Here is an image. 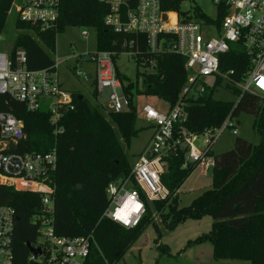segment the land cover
I'll return each instance as SVG.
<instances>
[{
    "label": "trees",
    "instance_id": "obj_1",
    "mask_svg": "<svg viewBox=\"0 0 264 264\" xmlns=\"http://www.w3.org/2000/svg\"><path fill=\"white\" fill-rule=\"evenodd\" d=\"M14 1L0 0V34L5 31ZM186 1L192 0H161V4L163 10L178 13L182 21L195 20L219 26L227 14L223 6L217 9L215 18H210L198 8L191 13L185 12L181 10V4ZM59 13L56 24L48 29L19 20L16 23L21 33L14 45L26 50L31 70L53 66L51 53L56 50L57 35L68 27L94 29L96 51L115 52L116 60L131 50L130 43L133 42L132 49H138L136 69L143 65L144 70L137 71L134 80L118 70L123 92L130 103L128 111L105 112L83 95H78L83 97L82 100L72 95L74 110L60 109L63 132L59 135H54L48 110L30 113L25 105L6 95L0 96V111L14 114L23 123L26 135L17 145L10 146V152L26 154L57 150L53 195L56 234L67 238L92 235L90 254L84 264H116L147 226L156 223L157 217L166 224L167 231H172L187 220L211 216L213 225L210 232L189 241L188 247L210 243L215 260L264 264V98L242 94L238 88L227 84L236 101L216 100L213 94L222 85L218 80L213 87L207 88L204 96L183 100L187 119L182 125L187 131L201 135L206 129L220 127L230 115L237 118L242 113L250 114L256 118L253 127L260 136L259 144L252 145L237 139L228 152L218 156L209 152L213 158V188L186 208H179L177 190L195 165L186 164L187 151L179 148L175 155L165 160L162 182L170 192L168 198L145 201L141 220L135 227L125 228L106 218L104 213L110 205L108 185L128 178L132 170L126 148L141 132L136 128L135 99L139 95L155 96L170 108L174 107L181 99V91L188 78L186 61L171 52H150L143 35L116 33L104 22L110 7L101 0H60ZM124 43L127 46L124 47ZM219 68L222 73L233 70L231 78L240 82L249 70V59L240 46H233L220 57ZM94 95L97 98L96 91ZM0 206L12 207L16 212L14 264H33L27 245H38L39 224L35 220L41 215V196L0 187ZM168 220H171L170 224H167Z\"/></svg>",
    "mask_w": 264,
    "mask_h": 264
},
{
    "label": "built area",
    "instance_id": "obj_2",
    "mask_svg": "<svg viewBox=\"0 0 264 264\" xmlns=\"http://www.w3.org/2000/svg\"><path fill=\"white\" fill-rule=\"evenodd\" d=\"M110 7L105 24L116 33L143 35L150 52H171L185 59L188 78L181 91V99L165 113H158L151 106L142 108L145 121L152 128L151 139L137 158L128 178L111 182L107 188L109 208L106 218L125 227L133 228L145 213V201L154 202L168 198L170 192L162 182L165 160L175 155L179 148L185 149L186 161L200 165L203 173L213 166L208 155L213 144L226 131L238 135L236 119L231 115L214 130L206 129L196 135L187 131L183 123L187 119L183 100L197 99L221 80L238 88L242 94L250 93L264 98V0H215L217 9L223 6L226 16L219 26L202 24L195 20L182 21L178 13L165 11L161 0H101ZM60 0H23L18 20L39 24L43 29L53 27L59 18ZM83 37L88 33L84 31ZM123 46H127L124 43ZM127 54L135 66L138 49ZM233 46H240L249 59V70L242 81L231 78L234 71H220V57ZM116 53L96 51L83 55L54 59L50 69L31 70L28 54L22 48L10 47L0 52V96L6 95L23 105L30 113L46 109L51 114L50 123L54 135L63 132L60 126V109L74 110L73 96L63 90L59 68L69 60L88 63L93 68L87 72L76 71L85 81H91L97 95L109 89L111 112L130 110V103L118 78ZM140 68L144 70L143 65ZM210 79V83L208 82ZM125 96L122 104L118 92ZM23 123L9 112L0 111V187H11L17 191H29L41 196V215L38 245L40 257L31 254L33 264H84L89 257L92 235L79 238L60 237L54 229L53 195L58 166L56 149L47 153L20 154L10 152L11 145L25 139ZM200 138H204L201 149ZM196 142L199 144L196 145ZM205 169V170H204ZM132 199L139 206L130 209L131 223L122 220L121 210ZM133 204V203H131ZM134 213V214H133ZM16 212L12 207L0 206V264H14L13 234Z\"/></svg>",
    "mask_w": 264,
    "mask_h": 264
},
{
    "label": "rangeland",
    "instance_id": "obj_3",
    "mask_svg": "<svg viewBox=\"0 0 264 264\" xmlns=\"http://www.w3.org/2000/svg\"><path fill=\"white\" fill-rule=\"evenodd\" d=\"M23 0H15L8 16L5 31L0 34V52H8L10 47L15 44L16 37L21 31L17 30L19 8ZM194 8L200 9L210 18H215L217 6L215 0H192L181 4V10L191 13ZM86 31L87 37L82 33ZM97 50V35L94 29L68 27L64 32L57 35L56 50L51 53L53 59L67 58L72 55H83L95 53ZM119 72L134 80L136 72L143 70L136 69L127 54L120 55L116 60ZM90 66L81 61L69 60L59 68L60 80L63 90L70 95H83L92 105L99 109L110 112V94L109 89L102 90L97 98L94 95V85L91 81H85L82 77L76 75V71L87 72ZM210 79L208 82L210 83ZM226 83H223L213 94V98L221 101H236L234 95L227 89ZM118 96L124 103L125 96L118 92ZM137 112L136 128L141 132L132 139L130 146L126 148V153L130 159L132 169L135 166L137 158L143 153L148 145L152 128L145 121L142 115V108L146 105L151 106L158 113H165L169 105L155 96L139 95L135 99ZM236 120L239 130L238 135H233L231 130H226L211 148V155L218 156L233 149L237 139L246 140L252 145H258L260 136L254 129L255 116L242 113ZM201 149H204V138H200ZM191 165L190 163H186ZM205 170V169H204ZM213 167L208 173L204 174L200 165L195 166L188 178L177 190V203L179 208L189 207L192 202L204 192L213 188ZM165 214L168 211H164ZM155 215V214H154ZM155 217V216H154ZM156 218V217H155ZM168 220L167 224H170ZM213 225L211 216H204L199 220H187L179 224L174 230L167 231L166 224L160 217H157L155 224L147 226L142 235L131 245L124 257L116 264H251L244 261L215 260L213 257V248L210 243H203L188 247V242L195 240L203 234L210 232ZM159 228V229H158ZM161 247V248H160Z\"/></svg>",
    "mask_w": 264,
    "mask_h": 264
},
{
    "label": "bare ground",
    "instance_id": "obj_4",
    "mask_svg": "<svg viewBox=\"0 0 264 264\" xmlns=\"http://www.w3.org/2000/svg\"><path fill=\"white\" fill-rule=\"evenodd\" d=\"M133 200L132 199H130L129 201H128V203H126V205H125V208H123L122 210H121V215H122V220L124 221V222H127V224L128 223H131V216H133V215H131V213H130V209L129 208H132L133 210H134V208H135V210H138L139 209V206L137 205V204H135L134 202H132ZM131 203H133V204H131ZM134 214V213H133Z\"/></svg>",
    "mask_w": 264,
    "mask_h": 264
},
{
    "label": "water",
    "instance_id": "obj_5",
    "mask_svg": "<svg viewBox=\"0 0 264 264\" xmlns=\"http://www.w3.org/2000/svg\"><path fill=\"white\" fill-rule=\"evenodd\" d=\"M77 98H78V100H82L83 99L82 96H78ZM198 144L199 143L196 142V145H198ZM27 246H28L31 254H33L35 257H40L42 252H41V250L39 248H34V247L31 246V244H28Z\"/></svg>",
    "mask_w": 264,
    "mask_h": 264
},
{
    "label": "crops",
    "instance_id": "obj_6",
    "mask_svg": "<svg viewBox=\"0 0 264 264\" xmlns=\"http://www.w3.org/2000/svg\"><path fill=\"white\" fill-rule=\"evenodd\" d=\"M91 71L93 70V68L90 66V68H89ZM211 159H213L212 157H210V160L209 161H211ZM211 167V166H210Z\"/></svg>",
    "mask_w": 264,
    "mask_h": 264
},
{
    "label": "snow or ice",
    "instance_id": "obj_7",
    "mask_svg": "<svg viewBox=\"0 0 264 264\" xmlns=\"http://www.w3.org/2000/svg\"><path fill=\"white\" fill-rule=\"evenodd\" d=\"M262 86H264V82H262Z\"/></svg>",
    "mask_w": 264,
    "mask_h": 264
}]
</instances>
